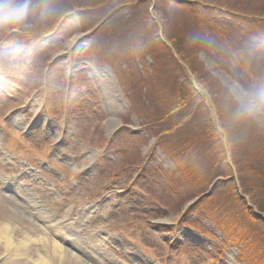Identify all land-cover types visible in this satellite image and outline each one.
<instances>
[{
    "label": "rangeland",
    "instance_id": "1",
    "mask_svg": "<svg viewBox=\"0 0 264 264\" xmlns=\"http://www.w3.org/2000/svg\"><path fill=\"white\" fill-rule=\"evenodd\" d=\"M88 1L16 0L23 20L0 30V227L11 229L0 264H254L255 252L263 264L264 223L244 210L264 219V110L250 111L264 97V0H92L86 18L69 9ZM101 21L97 61L82 35ZM166 73L190 110L202 104L190 119L167 114L171 105L152 124L150 84L161 88ZM203 105L215 154L231 163L233 141L232 166L258 185L248 188L257 202L237 177L200 203L174 181V155L154 142L176 136L177 151L199 136Z\"/></svg>",
    "mask_w": 264,
    "mask_h": 264
},
{
    "label": "trees",
    "instance_id": "2",
    "mask_svg": "<svg viewBox=\"0 0 264 264\" xmlns=\"http://www.w3.org/2000/svg\"><path fill=\"white\" fill-rule=\"evenodd\" d=\"M99 1L100 0H97V2H99ZM88 3L89 4L86 6L71 5L69 9L70 10H76L79 18H81V17L86 18V16L90 15V13L93 12V10L95 9V7H92V5H94L92 0H89ZM64 11H68V10H64ZM53 26H54V23L49 27V29L52 28ZM94 37H95V35H93V38ZM95 43H96V38H95V40H92V42H90V44L87 48V51L90 54L99 55V53L95 50V47L97 45V43H96V45H95ZM131 44H132V46H134L135 49H137L138 43L135 40H133L131 42ZM142 44H143V42H142ZM130 48H131V46H130ZM99 57H100V55H99ZM181 57L183 58L184 56L181 55ZM183 60H185V58H183ZM115 71L117 73H120L119 67L115 68ZM166 75L171 79H168L169 80L168 83L165 82V85H163L164 87L161 86V88H160L159 86H156L154 84H150V87H151V93H150V97H149L150 100H148L147 103L148 102L151 103V106L149 109V114H151V116H152V120H151L152 124L155 123L154 122L155 120L157 121L158 119H161V112H163V109L168 108L171 105L172 106L168 109L167 114L171 113L172 111H180L181 114H187L184 118L190 119V118H192V116L194 114L193 112L196 111V109L199 107L200 104H202V101L200 103L195 102L194 108L192 110H190L189 104L186 106L187 101L181 100V99H185V98H179L177 96L176 92L178 91V89L182 88V86L176 85V87H174L175 84H174V81L172 78L173 76L169 75L167 73H166ZM181 83H182V81H176V84H181ZM199 85L204 86L206 89V85L202 82V80L199 82ZM129 91L130 90H128V93L132 96L131 91L130 92ZM192 91H193V93L198 94L196 92L195 88H193ZM208 93L210 94V96L212 95L210 91H208ZM175 94H176L177 99H178L177 103L175 100ZM198 95H200V94H198ZM171 99L173 100V104L171 103L172 102ZM140 101H141V99L139 100V104L142 106L144 103L140 102ZM177 107H179V108L177 109ZM203 108L205 109V112L199 116L200 118L198 120L199 125L203 127L201 134L199 136H195V138H193V136H194L193 133L186 134L184 136L185 139L182 143L183 145H181V147H179L177 149V151H175V148L170 145L171 141H169V139L173 140L174 137H176V136H174V137H163V138L156 137V140H155V144L158 147H160L161 149H164L165 153L171 154L172 156L174 155L172 158L174 161L173 167L177 171V174H176V177L174 178V181L177 183H180L181 181L188 183L190 185V188H191L189 193L191 192L194 194L193 197H195V199L198 203H200L203 200H207V199H210V200L218 199L220 196V193H218V192H223V191H220V190L217 191L216 189H214L206 195H204V192L208 189L209 184H211L217 178H221V177H224V180L222 182H219L218 184L222 185V186L229 187V185H228L229 184V178L228 177L231 176L230 166L227 163H224L223 159L215 154V151L218 147V144H220V141L217 139V134L215 133V130H214V123L211 121L210 115H207V113H206V111H208V106L203 105ZM153 113H154V115H152ZM241 114H244L243 111L241 112ZM221 116H222V114H220V120L222 121V124L225 126L224 119ZM162 119H163V117H162ZM180 127L181 126L176 128V130H175L176 133L179 131ZM193 127H196V122L193 123ZM145 130L150 131L152 133L151 128H147V129L145 128ZM135 137H136V135H135ZM236 138L240 139V137H236ZM230 140H231V138H230ZM231 142L234 145L232 140H231ZM194 144H196V147H199V148H195ZM233 145L230 147V150L232 152L231 156L233 155V159H232V160H234L233 164L237 165L236 163L238 161V158H240V152L239 151L236 152ZM168 147H170V149ZM169 152H171V153H169ZM249 152H251V151L249 150ZM234 155H238V156H234ZM252 156H254L253 152L252 153L246 152L244 158L249 159ZM202 157H204V159H205L204 162H203ZM263 159L264 158H261L259 161H257L258 164L259 163L262 164V166H257L259 171H262L264 168V162H263L264 160ZM239 169H238V166H236V171L238 174V179L240 182L241 189L244 191V193H247L248 195H250V198L253 202H257L256 200H254V197L251 196V193L248 190L249 187H252V184H256V183L251 182V180L245 181L246 177L240 178L239 171L241 172V168L239 167ZM255 188H256V190H259L258 185ZM234 193L236 195V191H234ZM221 203H223V201ZM262 209H264V208H261V210ZM247 210L245 208L244 212L248 214V217L250 220L254 221L255 219H261L260 217L255 216L252 213H251L252 217H250L249 212ZM261 223L263 224L264 220L261 219ZM262 254H263V252H257V253L255 252L254 253L255 258L252 259L254 264H257L260 256H262ZM245 260L249 264H251L248 259L245 258Z\"/></svg>",
    "mask_w": 264,
    "mask_h": 264
},
{
    "label": "clouds",
    "instance_id": "3",
    "mask_svg": "<svg viewBox=\"0 0 264 264\" xmlns=\"http://www.w3.org/2000/svg\"><path fill=\"white\" fill-rule=\"evenodd\" d=\"M26 5H18L16 0H0V30L9 25L19 24L25 15ZM264 110V97L254 101L250 111Z\"/></svg>",
    "mask_w": 264,
    "mask_h": 264
},
{
    "label": "bare ground",
    "instance_id": "4",
    "mask_svg": "<svg viewBox=\"0 0 264 264\" xmlns=\"http://www.w3.org/2000/svg\"><path fill=\"white\" fill-rule=\"evenodd\" d=\"M78 37V34L77 35H75V37H73V40H75V38H77ZM107 71H108V69H107ZM112 76V75H111ZM4 227V228H3ZM7 229H9V232H10V228L9 227H7L6 226V224L5 225H2L1 227H0V242H1V244H2V246L7 250L8 248H9V246L11 245V239H10V236L11 235H9L8 234V232H7ZM50 247H52V249L54 250V251H57L58 252V255L62 258V256L64 257V254H63V248L62 249H59L60 247L56 244V243H54L52 246H50ZM11 251L13 252V255H16V253L14 252L15 250L14 249H11V250H9V253L11 254ZM71 260H79L73 253H70V254H68L67 255ZM46 256L45 255H42V260H41V262L42 261H45L44 260V258H45ZM9 260L10 259H8V257H6V256H4V260L2 261V263L4 264V262H5V264L7 263V264H9L10 262H9Z\"/></svg>",
    "mask_w": 264,
    "mask_h": 264
}]
</instances>
